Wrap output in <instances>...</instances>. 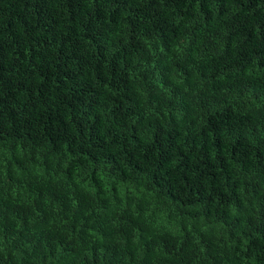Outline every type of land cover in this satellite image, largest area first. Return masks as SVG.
Instances as JSON below:
<instances>
[{
    "label": "trees",
    "instance_id": "obj_1",
    "mask_svg": "<svg viewBox=\"0 0 264 264\" xmlns=\"http://www.w3.org/2000/svg\"><path fill=\"white\" fill-rule=\"evenodd\" d=\"M0 264H264V0H0Z\"/></svg>",
    "mask_w": 264,
    "mask_h": 264
}]
</instances>
